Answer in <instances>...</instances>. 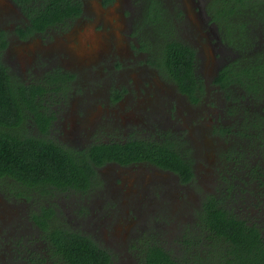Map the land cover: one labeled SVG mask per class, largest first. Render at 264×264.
<instances>
[{
	"label": "trees",
	"instance_id": "trees-1",
	"mask_svg": "<svg viewBox=\"0 0 264 264\" xmlns=\"http://www.w3.org/2000/svg\"><path fill=\"white\" fill-rule=\"evenodd\" d=\"M40 1L43 9L30 16L38 30L81 13L80 3L75 0ZM25 3L31 4V0H23L24 7ZM147 3L142 27L150 29L145 31L144 39H139L141 50L147 53L148 64L164 80L195 103L205 89L197 75L195 51L176 38L173 16L162 1L147 0ZM212 6L208 15L236 54L218 71L213 84L225 93L241 89L239 92L245 94L243 98L264 101V51L256 48L255 36L256 31L264 33V0H214ZM141 31L142 28L137 34H142ZM3 48L4 45L0 47V54ZM57 80H49L51 88ZM44 88L14 82L0 60V182L34 185L36 190L53 185L57 189L87 194L90 188L101 184L96 180V168L108 162L122 166L145 162L177 175L181 184L195 181L191 148L187 140L172 133L158 140L137 137L124 143L100 142L83 150L29 134L25 129L26 110L36 116L34 121L40 131L45 132L49 126V119L34 101L35 94L41 95ZM263 121L264 117L257 115L251 121L245 118L238 126L239 136L258 141L260 162L257 166L245 161L236 163L243 165L251 180H259L258 170L264 165ZM232 190L229 187L227 193ZM225 200L227 197L222 194L205 196L200 208L193 213L191 225L182 232L180 248L174 253L159 242L134 245L138 263L264 264V228L238 215ZM42 216L36 218L38 227L47 235L49 255L32 258L28 264H114L112 256L89 237L49 225Z\"/></svg>",
	"mask_w": 264,
	"mask_h": 264
},
{
	"label": "rangeland",
	"instance_id": "rangeland-1",
	"mask_svg": "<svg viewBox=\"0 0 264 264\" xmlns=\"http://www.w3.org/2000/svg\"><path fill=\"white\" fill-rule=\"evenodd\" d=\"M88 3L89 11L74 28L72 26L69 30L64 31L65 36L59 31L55 32V36L58 38L56 41V65L60 70L73 73L78 78L73 81L71 86L75 93L72 91L71 98L65 103L67 106L64 109H59L58 113L59 115H68L70 108L72 112L76 109V100L85 101L83 98L87 97L86 95L94 96L99 91L102 92L101 97L92 99L90 101L91 108L81 117L83 124L89 130L90 126H96L98 129H94V132L97 131L98 134L120 137L132 128L135 130L146 128L144 125L149 117V110L157 105L161 106L170 96L174 95L175 85L164 80L156 69L148 64V55L140 47L138 31H133L131 28V14L127 9V0H116L111 5H105L101 0H88ZM0 4L4 6L3 9H10L9 2L0 1ZM162 4L173 10V19L178 25L176 32V25L173 24L176 38L195 51L197 75L207 90L206 94L203 93L205 94L203 100L214 101L218 98V93L213 92L212 89L217 86L213 84L214 80L212 82L210 80L214 77L215 68L218 65L217 53H214L215 49L205 39L196 42L197 35L191 36L197 32L198 25L200 26L199 16L196 11L194 12L193 0H162ZM8 24L6 23V25ZM255 36L258 44L256 48L264 51V33L256 31ZM52 40L53 38H35L27 45L15 49L13 51L15 65L7 64L8 69L13 67L19 72V75L31 72L30 67L35 63L34 51L37 52L41 46ZM192 41L195 43L192 44ZM201 49L202 53L198 55ZM16 54L19 55L18 60ZM235 56L236 54L233 53L232 57ZM58 83L52 85L55 89L50 87V83L47 84V87L58 93L56 88H61ZM118 87L128 90L123 101L116 104L98 105V103H106V95L103 93L105 89ZM236 90L233 89V91ZM240 90L231 94L232 97L239 98ZM231 103H233V109L242 106L240 108L242 111L240 112L238 109L236 115L226 121L233 131V134H230V137L226 139L216 135L217 140H215L213 135L207 136L201 133L200 131H204L201 128L204 129L205 126L193 122L187 113L183 115V122L180 120L177 126L173 125L172 129L182 132L190 142L194 155L197 176L192 186L188 187L189 189L176 187L172 180L154 181L148 194L144 196L148 200L143 197V204H140L137 209L131 205V202L139 201L137 191L143 185L141 177L132 176L136 177L132 179L129 178L130 175L126 177L125 181L122 180L116 199H112L109 192H106L108 184L105 187L102 184L100 191L89 194L88 211L92 210L91 202H100L97 204L99 206H96L98 211H102L104 206V209H109L112 204L111 208L114 209L112 212L105 210L111 220L105 221L106 224L104 223L103 226L100 224L99 227L84 224V220L78 222L76 228H81L82 231L88 233V236L92 233L96 234L102 245H105V249L110 253H115L117 264L127 263L128 254L131 255L130 251L133 252L130 246L135 243L133 242L135 239L136 244L139 242L140 245L145 241L159 242L174 253L180 248L179 239L182 232L191 225L190 218L192 219L193 216L189 211L191 210L190 206L196 204L195 195L202 197L204 194H221L218 193V190L223 188V185L220 186L217 182L218 174H228V178H234L232 180L235 189L230 194L227 193V200L224 202L233 206L235 212L241 217H247L264 228V165L259 167L260 177H257L259 180H251L244 173L246 169L234 167V164L224 156L227 150V152L241 150L240 153L244 156L243 161L248 165L255 167L258 161L260 162L258 141L253 142V139L243 138L238 135L237 131L239 132V120L243 117L246 116L248 121L254 120L257 115L264 117V101H251L246 98L242 101L239 98V100H232ZM202 104L206 106L202 102L189 107L188 111L192 114L198 113L203 108ZM74 116V114L68 116L65 131L73 132V129H77L81 125L77 120H74ZM107 116L109 118H106ZM151 129L152 126L150 131ZM65 140V138L61 139V141ZM238 188L241 189V192L238 191ZM144 201L149 205H146ZM184 205H187V208ZM10 206L11 203L5 206L0 197L1 242L5 238L11 240L16 238L14 230L17 226L13 225V220L7 223L6 218L9 216L7 211ZM25 218L19 212V217L16 219L22 221ZM154 220L157 222L154 223ZM147 233L152 238L143 237L144 234L147 236ZM130 235H132L131 241ZM13 243L15 244V241ZM116 248L117 250H115ZM2 253L3 255L0 254V264H25L23 261L16 260L12 256L14 253L12 255L6 252ZM42 257L44 258V256Z\"/></svg>",
	"mask_w": 264,
	"mask_h": 264
},
{
	"label": "flooded vegetation",
	"instance_id": "flooded-vegetation-1",
	"mask_svg": "<svg viewBox=\"0 0 264 264\" xmlns=\"http://www.w3.org/2000/svg\"><path fill=\"white\" fill-rule=\"evenodd\" d=\"M0 1H7L10 3V9H3L4 6L0 4V47L4 45V48L0 54L1 62L7 68V73L12 77L14 82H19L26 86H42L43 88L45 87L41 95H39V93L35 94L34 101L36 103V107L38 106L39 110L49 119V126L45 132L40 131L37 128V122L34 121L36 116L26 110L28 118L25 121V129L29 134L45 138L56 144L66 145L70 148H73L74 150H83L86 147L100 142L124 143L129 139L137 137L154 138L158 140L161 137L167 135V133H172L187 140L182 132H177L176 130L172 129L173 125L176 124L177 126V123L180 120H182L183 122L184 113H187L193 122L200 123L201 125L205 126L204 129L201 128V130L204 131L200 132L206 134L207 136L213 135L215 140H217L216 135L218 137H224V139H226L227 137H230V134H233V131L229 129V125L226 124V121L232 116L236 115V113L240 109H233L232 104L235 102L231 103V101L232 99L239 100V98L243 101V97L245 96V94L239 92V98H237V96L232 97L231 94H234L238 91L231 90L232 92L225 93L218 87L212 89L213 92L218 93V98L214 101L209 102L207 100H203L206 94L205 92L207 91L206 89H204L205 94H202L201 97L195 103H193L186 95L178 91V89H176L173 85V90L175 91L174 95H172L173 97L170 96L168 100H166L165 103L159 107L158 105L154 108L151 107L152 109L157 110H149V117L144 125L146 126V128L137 129L141 132H138L137 130L132 128L130 129V131L126 132L120 137L116 135L104 136L98 134L97 131L94 132V129H98V127L90 126L91 129L89 130L87 126L83 124V119H81V117H83L84 114L91 108L90 101L94 98L101 97L102 92L100 93L99 91H97L94 96L91 94L86 95L87 97L83 98L85 101L76 100L77 107H75L74 105L76 109L73 112L70 108V112L68 113V115H59L58 110L64 109L67 106V104L65 103H67V100L72 96V91L75 93L74 89H72L71 86L73 81L77 80L78 78L73 73L60 70L57 67V60L55 57L57 55L56 41L58 40V38L57 36H55V32L59 31V33H62V35L65 36L64 31L66 29L69 30L72 26L74 28L76 24L79 23L85 16V14L89 11L87 9V5L89 4L88 0H75L76 2L80 3L81 6V13L78 16L71 19H66L65 21L58 24L44 25L42 26V30H38L36 28L37 26L33 25V22L30 18V16H33L35 13L39 12V10L43 9L40 8V6L42 5L40 0H31V4L25 3V7L23 6V0ZM101 1L105 5H111L116 0ZM213 4L214 0H193V7L195 9L194 12L196 11L197 15L199 16L200 26L198 25L197 32L191 34V36L197 35L198 39L196 40V42H198L200 39H205L206 42L209 45H212L215 49L214 53H217L218 65L215 68L214 77L210 80L211 82L217 76L218 71L223 66L227 65L229 63L228 61L233 58L232 48L229 47L227 42L223 40L221 31L219 30L218 26L214 22H212L211 17H209L208 15V11L211 7H213ZM31 5H33V7L35 6L37 9L31 8ZM147 5V0H127V9L130 12L129 14H131L130 20L131 28L133 31H139L142 28L141 32H143L142 34H144L145 31L150 29H145L144 27H142L146 14L145 8L147 7ZM167 9L169 10L170 15L173 16V10L170 8ZM172 22L173 24L175 23V20L173 18ZM6 23L9 24L6 25ZM174 25H176V23ZM177 28L178 25H176V32ZM142 34L138 35L139 39L142 37L143 39L145 38L146 34H144L145 36ZM40 37L41 39L53 38V40L46 45L41 46V48L37 52L34 51L35 54H33V56L35 59V63L30 67L31 72L19 75V72L16 69L14 70L13 67H11V69H8L7 64H10V66L15 65V57L13 51L21 47L22 45H27V43L34 41L35 38ZM191 43L194 44L195 42L192 41ZM201 53L202 49L201 52L197 54L201 55ZM18 58L19 55L16 54V59L18 60ZM21 68L22 67L20 66V69ZM51 78L58 79V85L59 87H61L58 90V93H55V91L47 87V84ZM116 80L119 81V79ZM103 93L106 95V103H98V105L100 106L107 105L108 103L116 104L123 101L128 94V90L124 87L107 88L105 89V91H103ZM202 102H204L206 106L202 104L203 108L198 113L192 114L188 111L189 107H192L193 105L196 106L198 104H201ZM239 107L241 108L242 106ZM241 111L242 110H240V112ZM71 114L75 115L74 120H77L79 123H81V125H79L77 129H73V132H67L64 128H66V121L68 119V116H70ZM106 118L109 117L107 116ZM245 118L246 116L239 120L240 126L243 124ZM151 126L152 129L150 131ZM63 138H65L66 140L61 141V139L63 140ZM187 142L190 146V142L188 140ZM227 151L226 153H224V156H226L225 158L231 161V163L234 164V167L238 166L237 168H241L243 166L242 164H236L238 161H243L244 156L242 153H240L241 150H231L229 152ZM192 168L194 172V179L196 181L197 173L195 170V163H193ZM242 169L244 170L243 167ZM96 173V180H98L99 182L101 181V184L97 185L95 188H90L89 193L87 194H82L73 189H57L53 185H48L43 190H36V187L34 185L26 186L11 181L5 183L4 180L0 182V197L2 202L5 206H8L11 203V206L7 211L9 214V216L6 217L7 223L13 220V225L17 226V228L14 230V234L16 235V238L14 240H11L10 238H5L2 242L0 240V254L3 255L2 252H6L7 254L11 255L14 253L12 256L20 262H25V264H28L29 260L32 258H36L38 256L42 258V256L46 257L49 255L47 235L43 234L41 229L38 227V220L36 218L37 215H39V217L43 215L42 219H44V221L49 225H58L70 231L76 233L78 232L82 236L89 237L99 247L105 249V245H102L101 240L96 234L94 235L92 233L90 236H88L87 232H84V230L82 231L81 228H76L77 223L84 220V224H92L98 227L100 224L101 226H103L104 223L106 224L105 221L111 220L110 215H107L106 211L112 212V210H114L113 208H111L112 204L109 206V209H104V206L102 211H98L96 209V206H99L97 204L100 202H91L90 208L92 210L90 212L88 211L89 194L91 195L94 192L100 191L102 184H104V187L106 186V184H108L105 189L106 192H109V195L112 199H116V194L117 191L121 188L120 182L122 180L125 181L126 177H129L130 175L131 176L129 178L132 179L136 178L132 176L141 177L143 185L142 188L137 191L139 201L131 202V205L133 207H137V209H139L140 204H143V197L148 194V190L154 181L172 180L178 188H188L191 187L194 183L190 182L187 184H181L177 175L169 171L159 169L145 162L132 163L124 166L113 162H108L103 166L96 168ZM217 177V182L219 183V185H223V188L219 189L218 193H221L223 197H226L229 187L235 189L233 187L232 180L234 178H228V174H218ZM238 191L241 192V189L238 188ZM206 195L212 194H204L202 197H200L199 195H195L196 199L194 201L196 204L190 206L191 210L189 211L191 216H193V213L196 209L200 208L201 202ZM144 199L148 200L145 197ZM144 203L146 205H149L145 201ZM184 206L185 208H187V205ZM19 212L26 217L22 221H17L16 219L19 217ZM45 213L49 214L44 215ZM192 221L193 217L192 219L190 218V222ZM156 222L157 221L154 220V223ZM132 224H134V222H132ZM143 237L151 236L147 233V236L144 234ZM129 239L131 241L132 235H130ZM13 241H15V244L13 243ZM133 242L135 243H132L130 247L134 253L130 251L131 255L128 254V261L125 264H139V258L137 256L138 251L134 248V245L140 247V244L139 242L136 244V239ZM128 243L130 244V242ZM115 250H117V248ZM107 252L112 256L114 264H117L115 262V253H110L109 251Z\"/></svg>",
	"mask_w": 264,
	"mask_h": 264
}]
</instances>
